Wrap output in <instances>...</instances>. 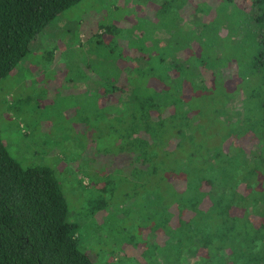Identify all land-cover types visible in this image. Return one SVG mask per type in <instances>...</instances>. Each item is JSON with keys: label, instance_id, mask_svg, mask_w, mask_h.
I'll list each match as a JSON object with an SVG mask.
<instances>
[{"label": "trees", "instance_id": "trees-1", "mask_svg": "<svg viewBox=\"0 0 264 264\" xmlns=\"http://www.w3.org/2000/svg\"><path fill=\"white\" fill-rule=\"evenodd\" d=\"M81 1L0 0V81L58 15ZM151 1L153 19L96 34L89 67L100 88L72 97L96 107L98 142L110 129L105 140L121 158L126 196L140 204L143 235L159 231L165 246H195L192 264L209 259L208 247L229 250L232 264H264V83L253 87L264 76V0H251L255 13L235 0H200L189 12L191 0ZM229 39L234 49L227 51ZM232 62L235 85L221 72ZM248 137L258 140L253 156L237 145L224 148ZM99 146L97 153L107 151ZM105 178L99 173L94 193H108ZM105 207L93 205L92 214ZM79 230L53 170L23 168L0 138V264H96L81 250Z\"/></svg>", "mask_w": 264, "mask_h": 264}, {"label": "rangeland", "instance_id": "rangeland-1", "mask_svg": "<svg viewBox=\"0 0 264 264\" xmlns=\"http://www.w3.org/2000/svg\"><path fill=\"white\" fill-rule=\"evenodd\" d=\"M199 1L191 0L185 10L189 12ZM235 2L247 12H256L251 0ZM154 7L151 0H82L58 15L38 35L19 67L0 81V138L23 168L44 166L53 170L68 201L69 221L79 225L80 248L96 264H192L190 255L197 249L193 245L165 246L167 237L159 231L142 234L140 204L126 196L129 185L119 167L121 158L113 143L105 140L108 133L111 135L110 129L98 142L96 107L72 97L100 88V79L89 67L99 48L96 34L105 33L107 26L130 29L140 18L153 19ZM109 36L112 38L113 33ZM226 42L225 50L234 49L230 39ZM121 44L126 55L131 53L132 62L134 54L128 43ZM101 52L109 53V48ZM221 72L224 81L236 84L235 62L228 63ZM259 76L253 83L257 89L264 83V76ZM206 79L210 84V77ZM235 95V100L242 98L238 92ZM235 104L240 108L241 100ZM77 110L80 112L76 115ZM94 140L100 144L99 149L107 151L97 153ZM230 145L253 156L250 153L257 150L258 140H229L224 145L226 151ZM99 173L107 177L104 182L109 181L107 194L94 193ZM184 185L176 183L178 189ZM103 203L105 209L92 214L93 205ZM209 205L206 202L204 208ZM172 222L176 225L177 218ZM211 234L217 241L221 237ZM210 249V260L203 257L204 264H232L229 250Z\"/></svg>", "mask_w": 264, "mask_h": 264}, {"label": "crops", "instance_id": "crops-1", "mask_svg": "<svg viewBox=\"0 0 264 264\" xmlns=\"http://www.w3.org/2000/svg\"><path fill=\"white\" fill-rule=\"evenodd\" d=\"M36 40H37V39H36ZM35 42H36V41H35ZM83 93H85V92H83ZM81 94H82V93H80V94H74V95H77V96H78V95H81Z\"/></svg>", "mask_w": 264, "mask_h": 264}]
</instances>
